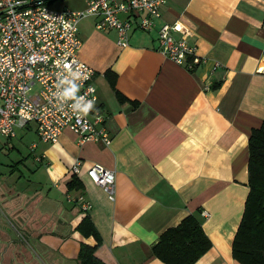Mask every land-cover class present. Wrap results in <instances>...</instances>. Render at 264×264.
Returning a JSON list of instances; mask_svg holds the SVG:
<instances>
[{
  "label": "crops",
  "instance_id": "1",
  "mask_svg": "<svg viewBox=\"0 0 264 264\" xmlns=\"http://www.w3.org/2000/svg\"><path fill=\"white\" fill-rule=\"evenodd\" d=\"M70 1L51 6L87 7V0ZM99 19L80 21L79 58L95 70L111 142L80 144L65 130L57 143H44L33 123L5 137L12 149L14 139L31 131L38 140L34 166L22 161L32 176L27 185L17 188L0 177V203L12 217L10 227L0 219L5 255L77 264L81 244L98 243L79 229L89 215L100 233L96 255L104 263L166 264L152 246L166 229L195 215L211 247L194 264H240L231 244L248 194V139L264 121V0H168L154 28L133 30L124 47L114 30L97 28ZM175 22L184 29L173 36L186 39L203 58L190 69L157 51L159 27ZM108 71L116 75L121 99ZM77 159L82 188L69 191ZM95 163L115 171L114 201L88 177ZM69 194H84L93 208L84 212Z\"/></svg>",
  "mask_w": 264,
  "mask_h": 264
},
{
  "label": "built area",
  "instance_id": "2",
  "mask_svg": "<svg viewBox=\"0 0 264 264\" xmlns=\"http://www.w3.org/2000/svg\"><path fill=\"white\" fill-rule=\"evenodd\" d=\"M49 1L0 0V136L14 138L18 128L33 123L44 143H57L63 132L70 130L80 144L100 141L108 146L111 136L98 107L95 70L79 58V23L88 16L100 17L97 28L114 30L117 44L124 47L133 30L148 32L154 28L168 0H87L82 10L55 9ZM183 29L180 22L163 23L158 29L157 51L190 69L203 58L186 39L173 36ZM78 69L81 79L74 75ZM71 84L78 85L76 97L64 98L62 94ZM89 101L93 107L83 114L76 105L82 107ZM37 147V143L32 145L33 152ZM36 159L41 162L44 156L37 155ZM81 171L82 160L77 159L70 174L78 176ZM87 174L109 201L115 200L114 170L95 163ZM68 199L84 212L93 208L84 194H69ZM201 213L208 216L206 211Z\"/></svg>",
  "mask_w": 264,
  "mask_h": 264
},
{
  "label": "trees",
  "instance_id": "3",
  "mask_svg": "<svg viewBox=\"0 0 264 264\" xmlns=\"http://www.w3.org/2000/svg\"><path fill=\"white\" fill-rule=\"evenodd\" d=\"M55 1L50 0L49 3ZM106 77L121 99L122 95L115 89L116 75L108 71ZM219 84H213L212 89L218 88ZM247 172L248 194L231 251L240 264H264V121L249 135ZM67 188L69 191L82 188L76 175H72ZM79 229L87 237L94 236L98 243L94 246L82 243L77 264H106L96 255L100 233L89 215L83 219ZM210 247L211 241L197 217L188 215L178 225L161 233L151 251L166 264H194Z\"/></svg>",
  "mask_w": 264,
  "mask_h": 264
},
{
  "label": "rangeland",
  "instance_id": "4",
  "mask_svg": "<svg viewBox=\"0 0 264 264\" xmlns=\"http://www.w3.org/2000/svg\"><path fill=\"white\" fill-rule=\"evenodd\" d=\"M69 1L70 0H68V3L71 2ZM81 1L82 0H76L78 4H81ZM57 2L58 3L54 4V7L61 8L59 6L65 4L64 0H57ZM32 142H38L37 137L33 131H31L29 134H27V136H24L23 138L14 139L12 141V143L15 145L14 149L10 147L11 144H8L7 138H5L4 136L0 137V177L4 176L5 181H7L8 183H14V186L17 188H22L24 185H27L29 183V179L32 178L31 173L26 169L25 166L22 165V161L28 159V166H34ZM20 172H24V176H22V178ZM10 216L11 215L9 214L7 209L4 208L0 203V219L3 218L8 227H10V223L8 221V218ZM1 239L3 238L0 231V264H23V262L25 261H27L26 264H34V260L39 261V264H52L51 257H43V259L41 258V260L39 258L33 257H26V259L25 257H3L5 255V250H9L7 249L6 244L1 242Z\"/></svg>",
  "mask_w": 264,
  "mask_h": 264
},
{
  "label": "clouds",
  "instance_id": "5",
  "mask_svg": "<svg viewBox=\"0 0 264 264\" xmlns=\"http://www.w3.org/2000/svg\"><path fill=\"white\" fill-rule=\"evenodd\" d=\"M69 67V72H71L70 66H66ZM74 75H76L77 77H79L81 79L82 75L81 72L79 71V69L77 70L76 73H74ZM84 79H86L87 77H83ZM67 83V81H65ZM79 88L78 85L76 84H71V86L69 88H67L64 92H63V97L64 98H75L76 97V93L78 92ZM81 100H83V97H80ZM76 107L80 108V112H82L83 114H87L89 112V110L93 107V102L89 101L86 105H83L81 107V105L78 103L76 105Z\"/></svg>",
  "mask_w": 264,
  "mask_h": 264
},
{
  "label": "flooded vegetation",
  "instance_id": "6",
  "mask_svg": "<svg viewBox=\"0 0 264 264\" xmlns=\"http://www.w3.org/2000/svg\"><path fill=\"white\" fill-rule=\"evenodd\" d=\"M5 256H7V255H4L3 257H5ZM8 257V256H7Z\"/></svg>",
  "mask_w": 264,
  "mask_h": 264
}]
</instances>
